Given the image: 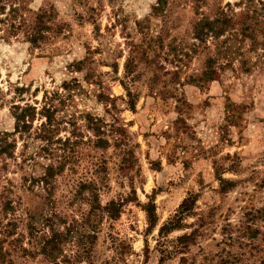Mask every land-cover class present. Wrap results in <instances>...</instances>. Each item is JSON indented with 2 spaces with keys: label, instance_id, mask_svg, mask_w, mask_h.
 Segmentation results:
<instances>
[{
  "label": "rangeland",
  "instance_id": "obj_1",
  "mask_svg": "<svg viewBox=\"0 0 264 264\" xmlns=\"http://www.w3.org/2000/svg\"><path fill=\"white\" fill-rule=\"evenodd\" d=\"M208 1L215 7L236 0ZM157 2L0 0V133L15 130L16 105L38 111L49 103L55 140H62L39 151L44 118L37 114L30 132L16 135L14 157L0 155V264H264V58L232 41L229 57L217 55L219 80L187 82L216 49L212 41L196 46L194 0H168L159 15ZM27 9L51 13L52 29L38 46L18 28L22 18L32 20ZM137 22L148 40L164 39L161 64L182 66L174 93L190 106L176 108L172 84L164 91L170 76L151 88L153 71L141 65L135 79L126 77L129 43L144 38ZM123 84L138 96L135 110ZM87 119L101 126L106 148L96 145ZM125 156L133 165L122 170ZM60 162L63 172L48 188L33 184L44 167ZM90 183L103 207L120 206L115 219L99 210L88 215L92 195L82 189ZM189 197L196 204L182 227L160 236ZM148 204L155 206L153 225ZM45 217L64 236L70 230L53 258L42 251L50 235ZM194 231L188 247L177 243Z\"/></svg>",
  "mask_w": 264,
  "mask_h": 264
},
{
  "label": "trees",
  "instance_id": "obj_2",
  "mask_svg": "<svg viewBox=\"0 0 264 264\" xmlns=\"http://www.w3.org/2000/svg\"><path fill=\"white\" fill-rule=\"evenodd\" d=\"M194 12L199 15V17L194 21L193 24V36L194 39L198 42V45H206L209 41H212V45L216 49V55L209 57L206 60L205 67L198 77L194 75L187 77V82H196V84L208 83L212 81L219 80L221 76L222 67L217 66V55H222L227 58L229 57L228 52L231 47L232 41H237L239 45L246 43L248 46L249 52H254L258 57L264 58V0H236L234 3H226L225 6L215 5L212 7L208 0H194ZM168 5V0H158L157 5L154 6L153 11L156 15L165 11V8ZM209 7V12L204 11L202 8L204 6ZM12 6V5H11ZM205 7V8H206ZM12 11H19L22 8L12 7ZM237 8H239L237 10ZM29 12H32L31 9H27ZM4 5L0 6V12H4ZM51 13L47 10L40 9L37 12H32V20L22 18L19 22L18 28L23 29L24 34L27 38V41L30 42L33 46H38L40 42L44 41L47 38V32L52 29L51 26ZM137 31L138 33H143V22H137ZM144 34V38L139 41H130L129 48L130 52L127 56L125 62V75L130 79H135L137 72H140V66L144 65L149 69H152L153 75L150 79L151 88L160 82L164 76H170L167 83L164 84V91L168 90V85L172 84L174 87L173 91H169L170 96L176 98L177 106L179 110L183 106H190L186 100L178 97L177 85L180 84L182 66L175 65L176 69H167L166 66L159 60L158 49L163 48L164 39L162 36L150 37L147 39V34ZM175 58H179L176 55ZM167 60V58H166ZM175 63L173 59L170 61ZM78 64L77 69L80 70V65ZM243 64H247L245 61ZM246 67V71L250 69ZM139 74V73H138ZM137 78V77H136ZM181 85V84H180ZM127 92V104L130 109L135 110L138 96L134 94L131 89L123 84ZM175 88V89H174ZM232 110L243 111L245 110L244 105H231ZM14 117H15V130L11 133L5 132L0 133V155L6 158L14 157L16 149V140L15 137L17 134L23 136L24 133L30 132L32 128V123L35 120L36 115L44 118L37 129V137L43 143L39 151L45 152L49 151L48 147L56 143H62L61 139L55 140V134L58 130L57 122L55 121V110L49 103H45L38 111L36 107L26 104L23 106L16 105L14 108ZM240 115V114H239ZM88 120V128L91 129L94 135L97 138L96 145L101 148H106L109 145L108 140L101 138L103 131L101 126L98 125L97 121L93 119ZM179 122L183 121L182 119L178 120ZM70 140L66 139L65 144ZM124 167L122 170L129 169L133 163L129 157L125 156L123 158ZM43 174L38 177L36 180H32L33 184H41L43 188H48L51 185L53 179L63 172V163L49 164L44 167ZM91 184V183H90ZM93 185H83L82 190H86L91 193V203L92 207L88 215L95 213L97 210L105 212L112 219H115L118 216L119 205L116 202L112 201L107 206L103 207L99 202V197L94 191ZM134 194L136 192L134 191ZM196 204L195 197H189L185 199L180 206L178 213L169 221L166 225L161 227L160 236L164 237L168 235L171 231L175 229H180L182 227V222L186 216L192 213L194 206ZM6 209H12L10 203L6 204ZM150 223L153 225L156 224V214L154 204H148L145 206ZM29 217L34 220L36 218V213L28 209ZM115 212V213H114ZM42 218L43 215H40ZM46 225L49 226L50 235L45 236L44 242L42 245L43 253L53 258L54 255L61 252L60 243L63 241V238L69 233V228L67 233L64 236V232L57 230L53 227L51 217L43 218ZM52 223V224H51ZM33 223L29 224L31 231L33 230ZM94 228V227H92ZM89 228L88 230H90ZM30 231V232H31ZM195 232L190 234H185L177 238V243L182 247H188L195 241ZM86 236V235H85ZM91 238H95V235H91ZM163 260V259H162ZM221 264H227L226 260L221 261ZM59 264V263H55Z\"/></svg>",
  "mask_w": 264,
  "mask_h": 264
}]
</instances>
